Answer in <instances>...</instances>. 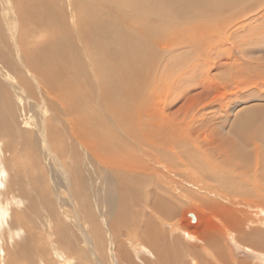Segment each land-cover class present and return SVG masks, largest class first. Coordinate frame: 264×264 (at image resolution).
Wrapping results in <instances>:
<instances>
[{
  "label": "bare ground",
  "instance_id": "1",
  "mask_svg": "<svg viewBox=\"0 0 264 264\" xmlns=\"http://www.w3.org/2000/svg\"><path fill=\"white\" fill-rule=\"evenodd\" d=\"M12 2L15 4L19 21L17 40L21 46H19L21 61L25 68L27 67L28 71L34 75L36 81L46 84L44 86L45 92L52 97L53 92L58 93L60 89V86L56 87L54 81L62 82L67 73L66 70H63V65L67 64L66 57L62 52L60 40L54 34L57 28L61 26L59 24L61 23L60 16L55 13L49 0H12ZM73 5L77 17L78 32L89 51V56L95 66H93L94 70L98 76L101 94L98 105L100 108L102 106V108L105 107L119 113L117 95L120 96L121 101V94L114 81L127 83L129 80L126 77L131 76L121 73L123 68L111 67L110 61L113 62L116 58L120 62L135 59L136 66L142 71L140 67L147 58L141 55L142 44L145 45L147 40L144 39L145 36L147 38L165 36L164 38L171 44L183 47V50H189V52L185 51L193 56L195 53H191L192 51L197 52L201 49L202 43L199 40L203 38L204 34H209L216 27L225 32L232 25L247 19L248 16L255 15V13L256 15L259 14L257 12L262 7L261 5H264V0H74ZM32 24L50 25L52 34L33 33ZM136 29L141 31L144 37H138L139 33L135 34ZM262 29L264 31V27ZM253 31L256 32V30ZM257 31H261L260 28ZM39 36L40 38H38ZM29 37H36L31 42L32 48H27ZM135 48L137 49L135 50ZM187 59L185 53L178 55V66L172 63L167 64V66L169 70L170 66L175 67V69H182L186 66ZM182 60L184 64H181ZM11 61L0 48V68L4 67L14 71L16 66ZM120 69L122 70L118 72ZM215 69L219 70L222 67L217 65ZM225 69L226 72L223 69L224 73L214 76L215 81L224 89L244 81L247 77L236 74L234 67L231 76L229 69ZM148 72L149 70H147ZM17 73H19L18 78L22 79L19 82L21 89L26 88L29 84L28 81H24L26 79L22 72L17 71ZM133 73L134 76L131 79L138 81L141 74L139 72ZM166 78L167 75L158 77L159 81ZM72 81L73 79L69 83ZM68 91L66 94L70 93V90ZM87 91L88 85L83 86L80 90L75 88V92L63 97L67 101L69 99L67 105L64 106L66 111L69 113H89L87 112L89 107L91 111H96L87 100V93H85ZM75 93H77V98L82 104L73 105L76 99ZM8 94H10L8 88L0 80V99L4 98V95H7L6 98H8ZM235 94L230 93L229 96H225L230 100L227 104V111L218 116L214 115L211 119L214 121L213 123L206 116L200 118V122L203 123H200L198 127L213 129L215 143L212 142L214 147L208 149L201 146L203 144L199 142L198 138H192L195 133L192 124L199 118L193 113H183L180 119L177 118L178 113H174L175 116L153 117L154 123L148 115H139L142 119L138 118V121L135 120L137 115H121L119 118L120 132H115L108 126L99 123L98 126L97 123L89 126L88 121L91 119H86L83 116L75 117L82 127L81 130H85L79 132L81 139L86 141L85 145L93 146L96 144L99 146L97 147L100 153L98 160L104 165V169L101 166L100 169H97L102 175L103 189L101 198H99L100 201H97L96 196L95 198L97 204L100 203L99 206L103 208L106 230L101 228L95 212L89 209L91 206L89 195L85 199L81 196L88 184L82 166L74 167V171L70 173L75 181H72L67 173L64 175L70 179L71 185L75 186L73 196L76 197L80 208L83 209L84 218L90 225L91 232L95 233L97 240H100L103 245L105 244V236L108 235L114 260L117 261L118 258L122 262L118 264L137 263L131 258L132 247L133 249L139 247L147 253L143 256L146 258L144 264H186V260L191 257L198 258L199 264H243L241 262L236 263L228 257L220 237L213 232L200 239L204 243L201 247L191 246L180 238L181 235L179 237L174 235V232L185 233L179 222V210L183 209L180 199L183 195L187 196L188 192L183 183L199 184L206 188L203 191L195 186L198 188L196 193L201 192L202 194L192 196L198 198L202 204H208L206 200L211 194L232 202L237 199L253 198L260 203L262 199L260 193L262 191L260 190L264 188V118L257 116V113L256 115L255 113H229L232 106L231 101ZM0 101L4 103L5 99ZM73 108L76 109L72 110ZM94 114L95 112L92 113V118H95ZM230 121L231 123H229ZM49 126L47 129L51 133L45 132L48 134L46 141L54 145L53 124L51 127ZM3 127H5L4 130L7 129L6 132L8 133L0 132L2 135L0 140L7 139L8 143L16 144L15 141L18 143L17 149L14 148L15 146L10 147L14 161V166L11 168L13 172L12 183L9 186L10 197L19 199V201L23 198L22 196L31 198L24 186L26 181L30 183L33 190L39 192L40 187L37 188V185L47 184L45 177H43L46 173L44 169L40 173V176L43 177L42 181L34 178L33 168L36 167L35 158L36 152L40 150L39 144L37 141H28V135L24 139L19 129H15L18 130L17 133L8 123L2 125L0 129ZM225 129H228V134L217 135L216 132ZM71 147L75 151L76 147L73 145ZM195 147L200 148L198 155L193 150ZM14 151H19L24 155V160L27 159V167L21 163V154H15ZM25 152L27 153L25 154ZM60 153L62 154L60 155L61 159H63L64 150L61 149ZM69 153L73 155L71 149ZM250 155H252V159ZM158 166H162V169H159ZM2 175L3 172L0 170V179ZM54 180L56 185H63L61 180ZM166 181L170 184L166 185ZM34 197L40 198L39 202L42 205L52 204L53 206V202L47 195L37 194ZM50 215H52V220L53 218L57 220V214L54 210ZM6 217L5 207L0 206L1 224L7 223ZM21 219L22 217L19 216L14 220L17 223ZM21 224L23 225V223ZM59 226L61 225L59 224ZM59 226L56 229L57 236L59 241L65 245L68 242L65 241L64 231L61 227L59 229ZM63 226L65 229L66 225ZM250 236L246 240L255 245L253 236ZM127 246L130 250H125L128 249Z\"/></svg>",
  "mask_w": 264,
  "mask_h": 264
},
{
  "label": "rangeland",
  "instance_id": "2",
  "mask_svg": "<svg viewBox=\"0 0 264 264\" xmlns=\"http://www.w3.org/2000/svg\"><path fill=\"white\" fill-rule=\"evenodd\" d=\"M73 1L49 0L55 13L61 19V23H59L61 26L57 28L54 34L60 40L63 48L62 52L67 62L63 65V70H66L67 73L62 82L54 81L56 87L60 86L59 92H53L51 97L45 92L44 86L46 84L36 81L34 75L28 71L27 67V69L25 68L21 61L20 45L17 40L19 37V21L15 4L12 0H0V48L9 57L10 61L12 59L11 62L13 65L15 63L14 66L17 68L14 71L4 67L0 68V80L3 85H6L10 93L8 98H6L7 95L2 98L5 99L4 103L0 101V127L8 123L13 130L19 129L24 139L28 135V141L38 142L40 150L36 152V167L33 168L34 178L42 181L45 177L47 183L46 185H37V188L40 187L39 192L33 190L30 183L26 181L24 186L31 198L22 196L21 199L23 200L20 199L19 201V199L10 197L9 186L12 183L11 176L13 172L11 168L14 166L13 153L10 152V147L15 146L14 148H16L17 146L18 148V143L17 141H15L16 144L11 143L10 139H8L10 143L7 142V139L0 140V156H2L0 157V170L3 172L0 179V206L5 207L7 211V223H0V264L122 263L118 258L116 259L118 262L114 260L113 249L108 242V235L105 236V244L103 245L100 240H97L95 233L91 232V227L84 218V211L80 208L76 197L73 196L75 186L71 185L69 178L71 177L72 181L75 180L70 173L74 171V167L79 168L82 166L88 184L81 196L85 199L89 195L91 200L89 209L95 212L101 228L106 230L103 208L99 206L100 203L97 204V201H100L99 198H101L103 189V179H101L102 175L98 172V169H100V166L104 169V165L98 160L100 153L97 147L99 146L96 144L93 145L94 147L85 145L86 141L81 139L79 133L85 130H81L82 127L75 117L83 116L86 119H91V121H88L89 126L97 123V126L102 124L115 132H120L119 118L121 115H137L135 116L136 121H138V118L142 119L141 116L148 115L154 123L153 117L175 116L174 113H178L177 118L180 119L183 113H193L198 115L199 118L192 124L195 132L192 138H198L199 142L203 144L201 146L207 149L214 147L212 144V142L215 143L214 133L212 128L198 127L200 123H203L200 122V118L206 116L211 120L214 115L218 116L225 113L227 104L230 101L225 96H229L230 93L235 94L236 92L233 96L234 99L231 101L232 106L229 113H255V115L257 113V116L264 118V31L262 29L264 27V5L259 8L257 12L259 14L256 15L255 13V15L248 16L247 19L232 25L230 29L226 30L227 32L220 31L219 27L214 28L213 34L208 31L210 33L204 34L203 38L199 40L202 43L201 49L197 52L192 51L191 53H195L193 56L191 55L192 57L190 53L185 51L187 49L183 50V47L171 44L164 38L165 36L147 38L142 35L141 31L136 29L135 34L137 35L138 32V37L147 39L145 45L142 44L141 47L143 49L141 55L147 57L140 67L142 71L136 66L135 59L120 62L116 58L113 62H109V65L111 64L113 68H123L118 72L122 70L121 73L129 74L131 77L134 76L133 72L141 74L138 81L131 79V77H126L129 80L127 83L114 81L121 94V101L120 96L117 95L120 110L119 113H115L114 110L102 108V106L100 108L98 105L101 97L98 76L94 70L95 66L89 56V51L78 32ZM258 15L260 17H257ZM258 28L261 31H257ZM31 29L34 31L33 33L52 34L50 25L32 24ZM253 30H256V32ZM35 38L29 37L27 48H32L31 42ZM215 40L216 42H213ZM187 51L189 52V50ZM184 53L189 59H187L186 66L182 69H175V67L170 66L169 70L167 64L172 63L178 66V55H184ZM182 62L181 64H184L183 60ZM217 65H220L222 69L216 70ZM233 67L236 74L247 77L244 81L236 83L237 85L224 89L222 85L215 81L214 76L222 73L223 69L226 72L225 68L229 69V75L231 76ZM147 70H149L148 73ZM17 71L23 73V77L26 79L24 81H28L29 84L26 88L21 89L19 82L22 79L18 78L19 73ZM166 75V79L159 81L158 77ZM72 79L73 81L69 83ZM86 85H88V91L85 92L87 93V100L96 111H91L90 107L87 109L89 113H69L66 111L64 106L67 105L69 99L67 101L63 97L75 92V88L80 90ZM68 90H70V93L66 94L69 92ZM76 94L73 105L82 104ZM82 95L84 96V94ZM94 112L95 118H92ZM52 124L55 133L54 145L51 142L47 143L48 134L45 133L48 131V125L51 127ZM4 129L5 127L0 129V132H6L7 129ZM16 132L18 133V130ZM48 133H51V131H48ZM216 133L218 136L226 135L228 129ZM13 138L15 139L14 135ZM71 145L76 147L75 151ZM61 149L64 150L65 156L63 155V159L60 156L62 155L60 153ZM70 149L73 155L69 153ZM193 150L198 155L200 148L195 147ZM14 153L21 154H19L21 163L27 167V159L24 160V155L19 151H14ZM250 158H253L252 155H250ZM158 168L162 169V166H158ZM42 169H44V172L46 171L43 177L40 176ZM64 173H67L69 178ZM53 177L59 179V181L61 180L63 185H56ZM165 184L169 185L170 182L166 181ZM183 185L187 187L188 192L187 196L183 195L180 199L183 209L179 210V222L185 233L174 232L175 236L178 235L179 237L181 235L180 238L191 246L201 247L204 243L200 239L213 232L220 237L228 257L234 262L264 264V188L260 190L262 191L260 192L262 194L260 203L253 198L237 199L232 202L211 194L206 200L208 204H202L198 198L192 196L201 193H196L198 188L195 186L203 191L206 188L192 183L191 185L183 183ZM37 194L49 196L53 206L52 204H40V198L34 197ZM52 210L56 212L57 220L55 218L52 220V215H50ZM190 214L195 215V221L191 219ZM19 216L22 217L19 220L22 222L17 221L16 223L14 219ZM63 225H66L65 229ZM58 226L59 229L62 228L64 231V239L68 242L65 245L58 239V232H56ZM250 235L253 236L256 242L255 245L246 240ZM127 248L125 250H130L128 246ZM132 251L131 258L137 262L136 264H144L146 258L143 256L147 253L139 247L136 249L132 247ZM198 261V258L191 257L186 260V264H199Z\"/></svg>",
  "mask_w": 264,
  "mask_h": 264
},
{
  "label": "water",
  "instance_id": "3",
  "mask_svg": "<svg viewBox=\"0 0 264 264\" xmlns=\"http://www.w3.org/2000/svg\"><path fill=\"white\" fill-rule=\"evenodd\" d=\"M190 217H191V219H192L193 221H195V220H196V218H195V215H193V214H190Z\"/></svg>",
  "mask_w": 264,
  "mask_h": 264
}]
</instances>
